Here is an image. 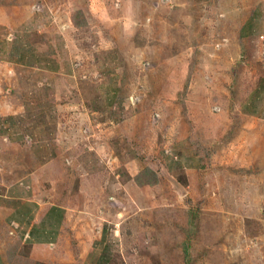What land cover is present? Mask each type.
Instances as JSON below:
<instances>
[{"label":"rangeland","instance_id":"rangeland-1","mask_svg":"<svg viewBox=\"0 0 264 264\" xmlns=\"http://www.w3.org/2000/svg\"><path fill=\"white\" fill-rule=\"evenodd\" d=\"M17 191L61 213L38 263L264 264V0H0Z\"/></svg>","mask_w":264,"mask_h":264},{"label":"crops","instance_id":"crops-1","mask_svg":"<svg viewBox=\"0 0 264 264\" xmlns=\"http://www.w3.org/2000/svg\"><path fill=\"white\" fill-rule=\"evenodd\" d=\"M19 192H15L13 196L0 192V210L13 207L6 222L9 223L10 235L14 236L11 238L14 241L11 242L10 239L6 241L0 233V264H42L35 261L36 259L32 261L23 255L20 256L17 253L18 251L20 253L19 246L26 247L29 257L32 258H35L37 253L42 254L45 250L49 251V248L53 249V245L56 246L54 244L56 231L60 230L61 213L55 208L43 212L41 210L45 204L33 200V195L23 197Z\"/></svg>","mask_w":264,"mask_h":264},{"label":"trees","instance_id":"trees-1","mask_svg":"<svg viewBox=\"0 0 264 264\" xmlns=\"http://www.w3.org/2000/svg\"><path fill=\"white\" fill-rule=\"evenodd\" d=\"M184 106H185V105H184ZM149 170H150V169H148V168L146 167V169H144L143 172L149 175V173H150ZM152 174H153V173H152ZM137 180H139V177H137ZM146 182H147V184H152L153 182L155 183V180H154V179L151 180V179L149 178V179L146 180ZM74 243H75V241L73 240V241H72V244L75 245Z\"/></svg>","mask_w":264,"mask_h":264}]
</instances>
